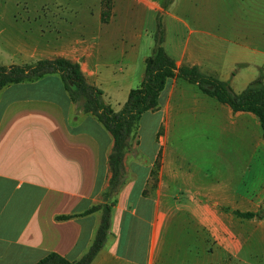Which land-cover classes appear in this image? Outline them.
Returning a JSON list of instances; mask_svg holds the SVG:
<instances>
[{"label":"crops","instance_id":"obj_1","mask_svg":"<svg viewBox=\"0 0 264 264\" xmlns=\"http://www.w3.org/2000/svg\"><path fill=\"white\" fill-rule=\"evenodd\" d=\"M163 1L112 0L106 11L103 0L88 9L54 0L52 10L25 9L21 22L38 30L34 37L29 30L5 37L0 65L78 63L87 83L118 112L143 81L160 16L162 47L177 68L195 66L235 94L257 78L261 45L238 32L242 20L232 17H251L249 28L263 24L264 0H172L166 10ZM222 12L234 34L208 19ZM112 145L95 118L76 110L56 74L0 90V264H35L51 253L76 261L87 252L101 213L80 215L102 203ZM204 155L217 166L212 179L199 165ZM123 169L107 240L91 264H204L205 233L217 244L227 241L224 249L234 255L231 239L264 232V219H242L248 230L240 231L235 215L220 211L257 213L264 206L259 122L196 85L167 80L157 110L141 116ZM68 215L79 216L56 219Z\"/></svg>","mask_w":264,"mask_h":264},{"label":"trees","instance_id":"obj_2","mask_svg":"<svg viewBox=\"0 0 264 264\" xmlns=\"http://www.w3.org/2000/svg\"><path fill=\"white\" fill-rule=\"evenodd\" d=\"M172 0H164L162 9L166 10ZM106 16L102 14V18ZM163 26L160 16L156 19L154 47L150 57L145 61V72L139 87L132 89L127 101L120 111L114 112L103 100V93L97 87L87 83L78 63L64 58L41 60L30 65H0V90L6 86L25 82H34L45 76L56 74L75 105L76 110L91 115L110 134L113 145L108 157L110 178L108 187L102 194V203L90 207L80 216L100 212L101 217L92 243L87 252L76 261H69L57 254H48L35 264H91L108 237L113 194L122 184L124 178L123 157L130 149V141L135 139L141 116L146 112L157 110L159 96L168 79L177 77L196 85L205 95L215 98L227 105L232 112H246L254 115L260 125L264 140V74L259 73L241 93L235 94L229 85L203 74L197 67H176L174 60L162 47ZM263 210L257 213L234 211L233 214L243 220H261ZM79 215L57 217L68 220Z\"/></svg>","mask_w":264,"mask_h":264},{"label":"rangeland","instance_id":"obj_3","mask_svg":"<svg viewBox=\"0 0 264 264\" xmlns=\"http://www.w3.org/2000/svg\"><path fill=\"white\" fill-rule=\"evenodd\" d=\"M53 2L54 0H0V43H2L4 41V38L8 35L12 34L11 36L13 38H16L21 34L23 35V32H25L26 30L31 31L32 33L28 34L34 37V30H38V25L32 24L28 27L27 24L21 22V19L23 18L21 14L25 9L36 11L41 10L43 7H46L47 9L52 10L54 8ZM117 2V8L125 10L124 3H122L121 1H115L116 6ZM96 4L97 0H76L75 3H70L69 7H75L77 9H88L89 7L96 6ZM132 6L133 5L130 4L128 7L131 9L133 8ZM102 7L106 11L111 10V8L113 7L112 0H103ZM121 16L122 15H120V17ZM122 17L124 18V15ZM210 18L215 19V21L220 24L221 27H223V30L220 31H223L226 34L229 32L228 26L230 17L226 13L222 12L220 14H215L213 17H209L208 19ZM232 18L242 20L241 24L238 26L240 27V31H237L242 34L250 33L253 42H256L258 45L260 44L261 48L259 50L264 53V23L260 25L253 24V26L249 28L246 22L247 20L251 19V17L244 16L243 13L238 12V14H236L235 17ZM260 18L264 22V16ZM245 19L246 21H244ZM90 24V30L93 31L95 29V25L93 23ZM147 27L148 25L146 26V28ZM230 32L234 34L233 31ZM47 35L50 36L51 32L47 33ZM255 70L258 72L256 73L257 77L260 72L264 74V65L261 67V69L258 70L255 68ZM204 144L206 146L205 141ZM199 165L203 169V172H206V174H208V179H212L213 175H211V172H215L217 170V166L213 164L211 159H207L204 155ZM230 210V208H220L221 215H224L226 217L230 213L234 216L233 212L235 210H233V212H230ZM261 210L264 211V206L259 208L257 212H260ZM235 218L237 223L236 227L238 230H248V226H246L245 222H243L242 219H239L236 216ZM263 219L264 217L262 218V220ZM249 236H251V238H248ZM246 238L248 239H231V246L233 247V249H235L236 252L234 255H232L228 254L224 249V247L226 246L224 243H227V241L220 239L219 244H217L216 240H213L210 235L205 233L204 264H264L263 230L262 232H260V230H257V232L253 235L250 232L249 234H247Z\"/></svg>","mask_w":264,"mask_h":264}]
</instances>
